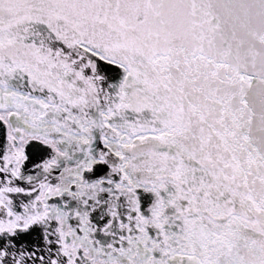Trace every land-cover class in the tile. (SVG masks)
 Segmentation results:
<instances>
[{"label":"water","instance_id":"water-1","mask_svg":"<svg viewBox=\"0 0 264 264\" xmlns=\"http://www.w3.org/2000/svg\"><path fill=\"white\" fill-rule=\"evenodd\" d=\"M8 107L0 264H264V0H0Z\"/></svg>","mask_w":264,"mask_h":264},{"label":"rangeland","instance_id":"rangeland-1","mask_svg":"<svg viewBox=\"0 0 264 264\" xmlns=\"http://www.w3.org/2000/svg\"><path fill=\"white\" fill-rule=\"evenodd\" d=\"M0 115H5V117L7 118L9 114L6 112H3V113H0Z\"/></svg>","mask_w":264,"mask_h":264}]
</instances>
